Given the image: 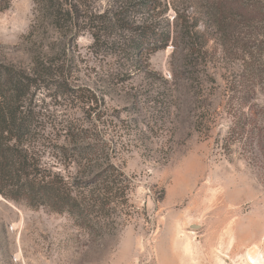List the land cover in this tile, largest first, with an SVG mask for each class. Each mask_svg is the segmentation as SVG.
I'll use <instances>...</instances> for the list:
<instances>
[{"label":"rangeland","instance_id":"obj_1","mask_svg":"<svg viewBox=\"0 0 264 264\" xmlns=\"http://www.w3.org/2000/svg\"><path fill=\"white\" fill-rule=\"evenodd\" d=\"M161 2L171 22L177 9L202 6ZM87 5L98 14L121 10L119 0ZM34 8L33 0H12L0 11L1 61L28 62L23 38ZM128 14L159 18L142 7ZM210 26L196 28L207 40L199 55L186 58L187 43L176 52L170 41L142 65L114 57L117 48L94 49L90 32L80 33L61 55L71 61L68 93L54 87L35 100L46 131L66 121L94 128L107 152L116 148L111 156L130 182L128 200L102 227L86 229L68 214L0 194V264H252L249 251L264 264V14L252 24L236 16L227 38ZM114 34L116 42L125 35ZM46 35L47 43L66 38ZM242 87L258 116L242 119L244 137L231 143V103ZM88 98L96 101L87 106ZM55 161L48 151L44 162Z\"/></svg>","mask_w":264,"mask_h":264},{"label":"trees","instance_id":"obj_2","mask_svg":"<svg viewBox=\"0 0 264 264\" xmlns=\"http://www.w3.org/2000/svg\"><path fill=\"white\" fill-rule=\"evenodd\" d=\"M11 1L0 0V11L7 10ZM119 1L120 11L111 7L98 14L87 7L88 0H33L34 21L23 38L28 62L0 60V194L30 208L47 207L68 214L86 229L102 227L114 206L127 202L130 182L111 156L116 148L107 152L105 141L94 128L63 121L59 131H46L35 99L42 90L54 87L60 88L62 95L68 93L65 71L71 61L61 55L70 51L80 33L88 31L94 49L117 48L114 57L133 65H142L170 41L176 52L187 43L189 53L184 57H193L207 42L206 33L196 30L201 21H212L213 26L205 30L218 29L227 38L236 16L252 24L264 14L256 0H199L202 6L197 11L177 9L171 22L161 0ZM138 7L157 13L159 18L136 20L128 10ZM117 30L125 34L118 42L114 37ZM50 31L66 34V38L47 43ZM237 94V101L231 103V143L244 137L247 123L242 119L258 116L256 107L249 105L250 91L242 87ZM94 101L88 98L85 104ZM262 117L264 120V111ZM95 120L101 121V117ZM60 140L63 142L58 144ZM48 151L56 160L52 164L44 162Z\"/></svg>","mask_w":264,"mask_h":264},{"label":"bare ground","instance_id":"obj_3","mask_svg":"<svg viewBox=\"0 0 264 264\" xmlns=\"http://www.w3.org/2000/svg\"><path fill=\"white\" fill-rule=\"evenodd\" d=\"M247 254H249V255L251 254L252 255L251 260L253 261L254 264H263V261L261 260L260 255H258L255 251L254 252L253 251H249ZM250 257H249V259H250Z\"/></svg>","mask_w":264,"mask_h":264},{"label":"water","instance_id":"obj_4","mask_svg":"<svg viewBox=\"0 0 264 264\" xmlns=\"http://www.w3.org/2000/svg\"><path fill=\"white\" fill-rule=\"evenodd\" d=\"M197 227H198V226H196V225H193V226H192V228H197Z\"/></svg>","mask_w":264,"mask_h":264}]
</instances>
